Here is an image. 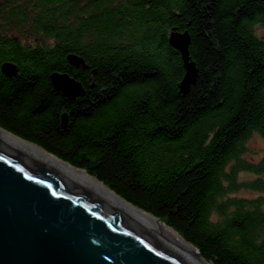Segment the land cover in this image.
<instances>
[{"label":"trees","instance_id":"obj_1","mask_svg":"<svg viewBox=\"0 0 264 264\" xmlns=\"http://www.w3.org/2000/svg\"><path fill=\"white\" fill-rule=\"evenodd\" d=\"M5 7L41 41L0 34V64L19 66L12 77L0 72L1 127L85 169L208 262L264 264V196L236 194L241 186L264 190V151L258 161L243 157L254 132L264 138V39L254 26L264 23V0H8ZM172 28L190 33L199 70L184 96ZM70 54L84 62L70 63ZM58 71L86 94L71 99L56 90L50 75ZM241 171L257 177L240 180Z\"/></svg>","mask_w":264,"mask_h":264},{"label":"water","instance_id":"obj_2","mask_svg":"<svg viewBox=\"0 0 264 264\" xmlns=\"http://www.w3.org/2000/svg\"><path fill=\"white\" fill-rule=\"evenodd\" d=\"M179 33L189 36L188 31ZM182 38L171 35L169 41L196 72ZM68 58L84 62L75 54ZM2 69L14 75L18 65L7 61ZM61 76L73 80L77 90L65 91ZM51 77L70 98L84 93L82 83L67 73L53 72ZM67 117L64 112V126ZM0 264L200 263L154 215L85 169L0 126Z\"/></svg>","mask_w":264,"mask_h":264},{"label":"rangeland","instance_id":"obj_3","mask_svg":"<svg viewBox=\"0 0 264 264\" xmlns=\"http://www.w3.org/2000/svg\"><path fill=\"white\" fill-rule=\"evenodd\" d=\"M7 1L8 0H0V12L3 14L1 15L0 13V34H3V33H7V35L9 36H13V38H17L19 39L21 42L27 44V45H34V44H37L39 43V41H41V39H39V36L38 35H35L33 32H32V29H30V26L29 24H26L24 23L25 20H20L19 22H17V20H19V18H17L16 16L12 15V13L10 12L9 8L7 10V8L5 7V4L7 5ZM28 15H29V19L32 18L31 14H30V9L27 10ZM22 19V17H20ZM24 23V25H23ZM17 24L20 26L19 28L17 27ZM255 26V32L256 34L264 39V23H261V22H257L254 24ZM174 30L173 28L170 30L169 33H172ZM169 36H171L169 34ZM183 39V42H185V38H182ZM13 62V61H10V60H6L4 62ZM70 63L72 64H75V62H71V60L69 59ZM2 62L0 64V72L6 76V77H12V76H15L18 74L19 72V66H18V71L16 74L14 75H8L6 72H4L2 70V65L3 63ZM77 65H80L82 64L81 62H76ZM18 65V64H17ZM197 67V66H196ZM198 70V68H197ZM60 72V71H58ZM53 73V72H52ZM51 73V74H52ZM60 73H66V72H60ZM70 77H72L73 79L79 81L78 79H76L74 76L70 75L69 73H67ZM198 74H199V70H198ZM61 78H58L60 81L59 83L60 84H64V85H67V84H71V86L77 90V84L74 82L73 83V80H69L68 77H64V76H61ZM198 78V76H197ZM50 79H51V83L53 86L54 83H53V80H52V77L50 75ZM81 82V81H79ZM82 83V82H81ZM196 83V82H195ZM83 85V84H82ZM83 90H84V93L78 95V96H84L86 94V88L84 87L83 85ZM79 89V88H78ZM61 91V90H60ZM189 92V91H188ZM187 92V93H188ZM76 96V97H78ZM67 97V96H66ZM69 98V97H68ZM75 98V97H74ZM74 98H71V99H74ZM64 113V112H63ZM63 113L61 115V121H62V116H63ZM65 120V119H63ZM68 124V117H67V123L65 124V126L62 124V127H66ZM245 147H246V151L244 152L243 154V157H245L246 159L248 160H251V161H258L259 159H261L262 155H263V151H264V138L254 132L245 142ZM257 177L256 174L252 173V172H248V171H241L239 173V179L240 180H243V181H247V180H251L253 178ZM238 195H241V196H248V197H256V196H264V190H256V189H253V188H250V187H240L238 189V192L236 193ZM156 217V216H155ZM157 219H159L162 223L163 220H161L160 218L156 217ZM165 224V223H164ZM167 225V224H165ZM168 226V225H167ZM170 227V226H169ZM172 228V227H171ZM173 229V228H172ZM177 232V231H176ZM178 233V232H177ZM179 234V233H178ZM180 235V234H179ZM181 236V235H180ZM190 243V242H189ZM195 247V246H194ZM196 248V247H195ZM198 251L199 249L196 248ZM200 253V251L198 252V254ZM201 255V253H200ZM201 257L203 258V256L201 255ZM204 259V258H203ZM207 263H211V262H208L206 259H204Z\"/></svg>","mask_w":264,"mask_h":264},{"label":"bare ground","instance_id":"obj_4","mask_svg":"<svg viewBox=\"0 0 264 264\" xmlns=\"http://www.w3.org/2000/svg\"><path fill=\"white\" fill-rule=\"evenodd\" d=\"M177 31L183 33L184 31L178 29ZM177 31H173L171 33V35H178L180 38H182L183 34H180L179 32ZM178 33V34H177ZM170 34V33H169ZM189 36H190V39H189V36L186 34V36L184 37L185 38V42L184 44H186V47L188 46V51H189V45H190V42H191V35L190 33L188 32ZM190 41H189V40ZM181 41H183L182 39H180ZM189 42V44H188ZM171 43V42H170ZM172 44V43H171ZM173 45V44H172ZM179 45H181V43H179ZM173 47H175L179 52L181 51L177 46L173 45ZM181 54V58H182V61H183V64H184V69H185V72H184V76L182 78V80L180 81L179 83V91L180 93L184 96L187 94V92L190 90L191 86L196 82L197 80V76H198V70H196L195 72V67H193L192 63L188 62V58L182 53V51L180 52ZM189 56H190V52H189ZM190 60H191V57H190ZM192 61V60H191ZM76 62V61H75ZM187 63V64H186ZM194 63V61H193ZM9 64V63H8ZM190 64L189 68L187 69V65ZM195 64V63H194ZM196 66V64H195ZM194 68V69H193ZM197 68V67H196ZM3 70V69H2ZM4 71V70H3ZM194 72L196 74H194ZM195 81V82H194ZM184 84V87L182 88V85L183 83ZM61 86L64 88L65 91L69 92V93H73L74 92V88L71 86V84H67V85H62ZM54 88L58 91H60L59 89H57L55 86ZM62 92L64 95H65V92L64 91H60ZM66 96V95H65ZM68 97V96H67ZM70 98V97H69ZM159 220V219H158ZM160 221V220H159ZM161 222V221H160ZM162 223V222H161ZM186 248L187 250L198 260V262L200 264H212V263H207L200 255V253L198 254V250L191 244L189 243L188 241H186L182 236H180L174 229H172L171 227L165 225L164 223H162Z\"/></svg>","mask_w":264,"mask_h":264}]
</instances>
